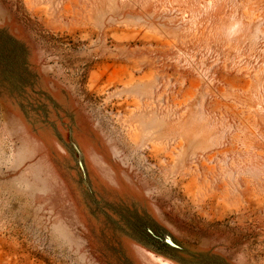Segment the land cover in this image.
<instances>
[{
	"label": "rangeland",
	"instance_id": "374dc122",
	"mask_svg": "<svg viewBox=\"0 0 264 264\" xmlns=\"http://www.w3.org/2000/svg\"><path fill=\"white\" fill-rule=\"evenodd\" d=\"M0 264H264V0H0Z\"/></svg>",
	"mask_w": 264,
	"mask_h": 264
}]
</instances>
